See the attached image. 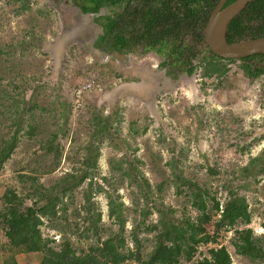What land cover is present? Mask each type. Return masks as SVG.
Returning <instances> with one entry per match:
<instances>
[{
  "label": "rangeland",
  "instance_id": "374dc122",
  "mask_svg": "<svg viewBox=\"0 0 264 264\" xmlns=\"http://www.w3.org/2000/svg\"><path fill=\"white\" fill-rule=\"evenodd\" d=\"M7 1L0 0V138L12 134L14 119L24 107L30 106L33 110L24 113L17 148L0 170V196L5 186L17 192L23 191L18 174H32L30 170L37 169L40 182L48 186L50 180L78 166L83 156L82 148L91 139L93 111H100L102 107L103 115L112 114L115 107L124 109L121 113L124 120L122 137L128 134L126 140L135 150L133 159L138 160L136 164L155 193V187L162 179L158 173L167 170L164 163L171 156L169 149L174 148L168 140L165 143L158 141L162 130L167 136L174 132L178 134L175 135L187 154L183 159L185 172L206 183L221 204L227 197L224 184L230 187L238 184L230 179L228 172L245 165L250 157L264 149L263 138L256 141L249 152L241 153L236 140L241 144L244 142L238 138L241 129L253 132L252 137L264 134V109L261 107L263 76L250 85L234 73L237 65L233 64L224 84L208 77L203 69H195L188 75L186 66L182 65L176 67L177 73L173 77L159 65L165 57L157 55L155 50L139 55L131 51L109 53L107 49L96 48V39L102 34L101 26L94 21L96 15L82 14L73 0H31L29 10L23 14H17V2ZM106 14H109L108 10L102 9L98 15ZM195 47L199 55L192 61L193 65L207 54L204 46ZM109 67L112 72L104 73ZM201 82L206 84L203 89ZM89 84L90 87L77 94L79 86L87 87ZM60 100L65 101L66 109ZM66 110L65 136H58L62 156L55 167L52 166V157L46 156L39 148L37 140L43 136L38 134H51L57 125H63ZM202 112L208 115L206 122L210 127L199 126L197 116ZM142 116L152 118L153 122L149 123L144 135L139 133L131 138L129 123L137 122L136 127L141 130ZM29 124L38 126V136H27ZM114 141L117 145V139ZM115 143L104 141L100 146L98 166L102 176L111 175L110 160L117 162L122 159L123 151L117 150ZM154 154L161 160L153 158ZM206 165L216 166L219 173L211 175ZM46 169L52 171L43 174L41 171ZM263 191L264 178L252 185L248 193L253 198V201L249 200L251 223L236 228L249 227L255 236L264 235ZM136 193L134 187L127 186V183L118 188L119 199L126 208L127 249L144 257L152 250L156 234L145 230V227L157 222V214L153 212L142 224L139 213L132 211L139 210ZM162 196L165 206L174 210L176 218L188 217L193 222L199 217L200 212L191 205L188 197L176 195L173 188L165 189ZM94 198L102 211L100 234L105 238L108 229L114 228L107 218V200L102 193ZM80 203L76 200L68 211L72 216L70 220L78 223L76 230L72 228L75 231L67 234L77 250L87 249L94 242L93 238L83 239L81 234L85 224L82 223L84 213L79 209ZM76 213L80 214L79 217L74 216ZM212 214V220L205 225L209 234H214V224L218 219L216 213ZM60 226L61 223L54 227L47 221L42 226L44 236L54 238L56 245L61 243L64 234ZM133 230H136L140 241L139 249L132 241ZM234 236V228L222 229L214 242L198 245L191 260L181 258L179 264H202L204 258H210V249L221 246L226 248L231 264H253L235 254L232 246ZM38 260V255L23 254L20 264H37Z\"/></svg>",
  "mask_w": 264,
  "mask_h": 264
},
{
  "label": "trees",
  "instance_id": "16d2710c",
  "mask_svg": "<svg viewBox=\"0 0 264 264\" xmlns=\"http://www.w3.org/2000/svg\"><path fill=\"white\" fill-rule=\"evenodd\" d=\"M218 1L73 0L82 14L96 15L94 21L102 28V34L95 42L96 48L107 49L109 53L131 51L139 55L155 50L157 55L165 57L159 65L166 69L168 75L175 77L176 67L182 65L186 66L185 72L188 75L195 69H203L208 73V77L215 78L218 84H224L228 74L232 72V65L236 64L234 73L251 85L257 78L264 77V54L230 60L219 58L206 48L207 54L200 58L199 63L192 64L199 55L195 45L203 40L205 23ZM233 1L229 0L226 5ZM7 2H17V14H23L29 10L31 0ZM102 9H107L109 14L98 15ZM259 37H264V0H250L246 8L230 22L226 39L232 44ZM111 72L109 67L104 73ZM201 85L202 89L206 86L205 82H201ZM60 102L63 109H66L65 101ZM261 107L264 109V96ZM32 110L33 107H24L23 112L14 119L15 130L12 134L7 138H0V170L17 148L19 132L24 124V113ZM99 110H94L91 116V139L85 142L82 148L83 156L78 166L50 180L48 186L40 182V177L36 175L39 171L35 169L30 170L32 174H18L17 178L23 191L17 192L8 186L3 188L0 196V264H17L15 258L18 254L38 255L37 264H124L126 261H134L137 264H179L181 258L191 260L198 245L214 242L222 229L231 228H234L232 246L235 254L253 264H264V235L255 236L249 227L236 228L251 223L249 200L253 201V198L248 193L252 185L258 184L264 178V149L260 154L250 157L245 165L228 172L230 179L238 184L236 187L224 184L227 197L221 204L206 183L185 172L183 159L187 158V154L175 135L177 133L167 136L162 130L158 141L165 143L168 140V144L174 148L169 149L171 156L164 163L168 170L167 176V170L158 173L162 179L155 187L157 194L136 164L138 160L133 159L135 150L131 149L126 140L128 134L122 137L121 126L124 120L121 113L124 109L115 107L114 112L108 115L102 114L103 107ZM65 112L63 125H57L51 134H38V126L31 124L27 126L26 131L29 138L43 136L37 143L46 156L52 157V166L55 167L62 156L58 136H65L64 126L68 111ZM207 116L205 112L197 116L200 127H210L206 122ZM141 118V130L136 127L137 122L129 123L128 132L131 138H135L139 133L144 135L149 123L153 122L148 116ZM252 133L242 129L239 131L238 138L244 140L241 144L236 138L241 153L249 152L256 141L263 140L264 134L252 137ZM116 139L117 145L114 141ZM104 141L115 143L114 147L123 151L120 161L110 160L111 175L108 176L100 175L98 166L100 146ZM152 157L161 160L159 155L154 154ZM35 162L38 163L36 159ZM206 167L211 175L219 173L214 165ZM51 171L52 169H46L41 172L48 174ZM124 183L134 187L137 192L139 198L136 203L139 210L132 211L139 213L142 224L153 212L157 214V222L145 227V230L156 234L152 250L144 257L127 249L126 208L118 195V188ZM170 188L174 189L176 195L188 197L191 205L197 208L200 215L195 221H190L188 217L176 218L174 210L165 206L162 193ZM101 193L107 200V218L111 222L110 226L114 227L108 229L105 238L100 234L103 227L102 211L94 198ZM76 200L81 202L79 209L84 213L81 217L82 223L85 224L81 233L83 239H94L87 249L77 250L71 236L67 235L73 233L78 226L76 221L70 220L72 216L68 213ZM138 201L141 203L138 204ZM212 213H216L218 219L214 224V234H209L205 225L212 220ZM78 215L80 214L76 213L74 216ZM46 221L54 227L61 223L60 231L64 234L60 244L56 245L54 238L44 236L42 226ZM132 223L134 229L135 218ZM131 236L139 249L140 241L136 230L131 232ZM208 253L210 258H204L202 264H231L230 256L223 246L212 248Z\"/></svg>",
  "mask_w": 264,
  "mask_h": 264
},
{
  "label": "water",
  "instance_id": "95a60500",
  "mask_svg": "<svg viewBox=\"0 0 264 264\" xmlns=\"http://www.w3.org/2000/svg\"><path fill=\"white\" fill-rule=\"evenodd\" d=\"M219 0L209 14L203 29L202 44L215 56L240 60L256 54H264V37L249 38L228 43L226 32L230 22L248 5L250 0Z\"/></svg>",
  "mask_w": 264,
  "mask_h": 264
},
{
  "label": "built area",
  "instance_id": "2783aa9c",
  "mask_svg": "<svg viewBox=\"0 0 264 264\" xmlns=\"http://www.w3.org/2000/svg\"><path fill=\"white\" fill-rule=\"evenodd\" d=\"M90 86H91L90 84L87 85V87L86 86H79V88L77 90V94L80 95L83 92L84 89H86V88H88ZM124 264H137V263L134 262V261H126Z\"/></svg>",
  "mask_w": 264,
  "mask_h": 264
},
{
  "label": "crops",
  "instance_id": "0c3cea01",
  "mask_svg": "<svg viewBox=\"0 0 264 264\" xmlns=\"http://www.w3.org/2000/svg\"><path fill=\"white\" fill-rule=\"evenodd\" d=\"M23 256V254H19L18 256H16V262L17 264H20V258Z\"/></svg>",
  "mask_w": 264,
  "mask_h": 264
},
{
  "label": "flooded vegetation",
  "instance_id": "af4514ba",
  "mask_svg": "<svg viewBox=\"0 0 264 264\" xmlns=\"http://www.w3.org/2000/svg\"><path fill=\"white\" fill-rule=\"evenodd\" d=\"M198 45H199V46H204V45L202 44V41H201L200 43H198Z\"/></svg>",
  "mask_w": 264,
  "mask_h": 264
},
{
  "label": "clouds",
  "instance_id": "9594fccd",
  "mask_svg": "<svg viewBox=\"0 0 264 264\" xmlns=\"http://www.w3.org/2000/svg\"><path fill=\"white\" fill-rule=\"evenodd\" d=\"M205 47V46H204ZM206 48V47H205Z\"/></svg>",
  "mask_w": 264,
  "mask_h": 264
}]
</instances>
